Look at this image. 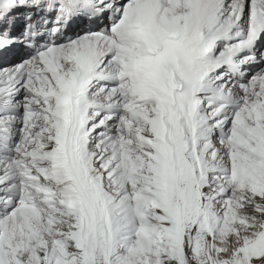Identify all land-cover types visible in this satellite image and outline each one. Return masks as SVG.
<instances>
[{
  "label": "snow or ice",
  "instance_id": "snow-or-ice-1",
  "mask_svg": "<svg viewBox=\"0 0 264 264\" xmlns=\"http://www.w3.org/2000/svg\"><path fill=\"white\" fill-rule=\"evenodd\" d=\"M0 264H264V0H0Z\"/></svg>",
  "mask_w": 264,
  "mask_h": 264
}]
</instances>
